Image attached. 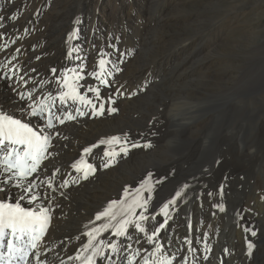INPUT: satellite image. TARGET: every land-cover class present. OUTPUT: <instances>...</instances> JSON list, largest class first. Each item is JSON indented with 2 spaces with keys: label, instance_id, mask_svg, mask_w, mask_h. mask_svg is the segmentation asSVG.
Listing matches in <instances>:
<instances>
[{
  "label": "bare ground",
  "instance_id": "1",
  "mask_svg": "<svg viewBox=\"0 0 264 264\" xmlns=\"http://www.w3.org/2000/svg\"><path fill=\"white\" fill-rule=\"evenodd\" d=\"M182 3L181 0H0V109L23 122L31 121L33 127L50 136L46 159L28 178L38 186L21 201L25 207H47L51 215L48 232L28 264H61V261L80 264L84 256L92 254V249L86 251L84 247L89 242L86 233L108 223L106 219L97 222V213L113 200L131 198L145 180L152 187L150 193L143 194L148 199L147 210L135 211L137 216L143 212L149 217L142 222L145 232L131 226L126 237L115 236L112 228L101 232L93 241L102 252L94 257L96 264H128L129 260L144 264L145 257L150 264H156L161 256L171 259L172 264H264V235L258 234L249 256L245 253L248 244L241 237L243 232H251L252 224L255 228L264 227L262 203L252 202L248 196L234 199L235 222L227 218L221 227L218 212L214 211L217 195L233 183L248 180L253 165L258 167L264 159V150L248 146L244 130H240L236 139L228 138V143L215 139V144L222 143L232 153L233 160L222 163L223 167L212 166L214 140L210 137L205 140L209 120L201 116L207 105L204 98L221 87L226 74L220 77L221 73L206 67L203 72L208 73L206 78L189 80L194 75L192 57L181 60L185 49L179 38L189 27L199 24V19H188L186 15L198 16L201 10L189 11L190 5L184 9ZM244 5L249 7L248 3ZM246 11L242 15L255 13L250 7ZM74 16L73 26H67L65 18ZM130 39L132 43L127 44ZM223 45L215 51L218 61H223L233 49H242L240 45L228 48ZM171 48L175 49L173 53L169 51ZM100 53L106 54L104 58L109 63L104 75L97 79L90 74L99 72ZM253 61L259 65L262 60ZM52 69L57 70L55 74ZM70 70L83 77L77 81L82 85L79 90L92 104L59 100L60 92L65 91V75L73 76ZM88 86L99 89V98L87 90ZM261 86L264 88V80ZM28 93L32 99L27 98ZM42 101L45 110L32 117L28 105L40 107ZM93 102L96 110L100 104L104 105L103 115L93 114ZM109 108L117 111L109 113ZM252 111L256 118L254 135L264 139V114L259 116L255 108ZM69 113L75 119H65ZM47 119L52 120V128H48ZM112 136H119L122 141L126 136L123 147L128 151L121 152L105 168L104 164L109 163V158L103 155L107 145L93 148L88 154L84 149ZM133 143L140 147H131ZM147 144L151 147L144 146ZM114 147L119 151L118 146ZM81 159L95 169L88 179L72 168ZM22 183L19 187L21 182L0 166V199L19 200L28 187V181ZM245 186L250 188L249 183ZM177 192H181L179 197ZM32 195L40 199L29 204L28 197ZM173 198L178 201L169 205L165 215L161 208ZM161 223L165 227L153 236ZM110 243L117 245L118 252L108 247ZM157 245L159 252H155Z\"/></svg>",
  "mask_w": 264,
  "mask_h": 264
},
{
  "label": "rangeland",
  "instance_id": "2",
  "mask_svg": "<svg viewBox=\"0 0 264 264\" xmlns=\"http://www.w3.org/2000/svg\"><path fill=\"white\" fill-rule=\"evenodd\" d=\"M189 1L191 2L190 4H188ZM211 1L212 3H210ZM211 1L210 0H181V2H184L182 4L183 5L185 4L184 7L182 8L186 9L188 8L187 6L190 5V7L188 8L189 11L192 9L195 10V8H197L198 10H201V13L198 12L197 14L198 16L190 15V14L186 15L188 19L189 18L193 20L196 19L197 21L199 19L198 21L199 24H198V27H195V28H193V25L191 26L192 28L189 27L190 29L189 28H188L189 30L187 29V33L186 32L184 34L182 33L179 39L182 38L181 43H183L182 45L185 49V53H184L185 55L184 56L182 55L183 58L181 60H184V58H187V56L189 57L190 55H191L190 57H192V60L190 62L191 63L193 62L192 68L194 71L193 72L194 75L189 80H193L196 77H202L201 79L206 78L208 73L206 74L203 73L205 72L206 67H207V70L216 71L218 74L221 73L219 74V76L226 74L223 76L224 81L220 83L221 87L217 89L215 92H213L212 95L208 96L206 98L207 100L204 98V101L207 102V105L203 108L205 110L204 115L201 116L202 117L201 119L209 120L208 127L205 129V134H204L205 140L207 139L210 140V138L211 140H214V145H211L212 146L211 156L213 155L214 157L212 156L211 159L215 163L212 161V166L214 164L218 167H223L222 163H229V162L231 163V160H233V158L230 157L232 153L228 151V149L223 147L222 143L215 144V139L220 140L224 143H228V138L230 136H231L230 137L231 139H236L237 135L241 131L244 130V132L242 133H243V138L246 139L247 145L248 146L252 145L255 148L257 147V149L264 150V139H261L259 135H256V134L254 135L255 130H256V125H255L256 118H254L255 117L253 116L254 112L252 111V108H255L257 111H259L258 112L259 116H262L264 114V102H263L264 101V90H263L264 88L263 86H261L264 80V48L262 47L264 46V39H263L264 37H262L264 36V14L260 16L261 13H264V0H217V1L211 0ZM244 2L248 3V6L251 8L252 11L255 10V13L253 12L251 15L248 14L246 16L242 15V14H245V12H247L246 10H248L249 8L244 5ZM195 5L196 7H194ZM209 16L211 20L209 19ZM181 18L182 17H180V19ZM185 18H182V19H185ZM65 19L67 21V26L72 27L75 21V16L73 18L71 17V19L70 18L68 19L65 18ZM206 23L208 24V26L207 25L205 26ZM183 25H186V23H184ZM208 29L210 32L208 31ZM195 30H198V31L195 33H192L191 35V32ZM199 32L201 35L199 34ZM194 36L196 37V39H194ZM191 37L194 41L191 39ZM187 39L189 40V42ZM126 43L131 44L132 40L130 39ZM222 43H224V45ZM228 43H230V45ZM217 44H220V45H217ZM221 45L227 48L234 47V45L235 46L240 45L242 46V49H238V48L233 49V53H229L227 56H225L223 61H218L217 56L215 55L216 54L215 51H217L218 47ZM197 46L199 47L197 48ZM174 48H171L169 51L174 52L175 51ZM259 58L262 61L260 62L259 65H255L254 63L256 61H253V60L259 59ZM211 64L213 65L216 64V65L212 66ZM202 74L206 76H203ZM193 82L196 83V81H193ZM216 98H219V99H216ZM206 113L208 114L207 116H206ZM246 119L247 121L248 120H251V121L247 122ZM244 123L246 125H244ZM246 131L248 132V134ZM251 131L252 132L254 131V132L251 133ZM208 145H209V142H208ZM221 148H224V149H221ZM219 158H222V159H219ZM238 162L242 163L243 160H238ZM188 177L193 178L192 176H189V175ZM248 183L250 185V188H247L245 186V184H248ZM263 190H264V159L258 165V167L253 165L252 171H251V177L248 178V180H246L245 182L233 183L228 188L223 189L220 195H217L219 199H218V204L214 211L218 212L217 216H218L219 227H221V225H224L227 218L228 219L231 218V222L232 221L235 222V217H237V208H236L237 206L235 204V201L234 203H232L234 199H240L242 196H248L252 202L254 201V202L262 203V205L264 206ZM259 192H261L262 194H259ZM176 201H178V199ZM221 205L223 206V208H225L224 211H221L220 207H218ZM251 229H252L251 232L250 230H248L247 234L243 232L241 237L245 241V244L249 245V243H251L253 244V246H256L255 244L258 240V234L259 236L264 235V227L261 226L260 228H255L253 227V224H252ZM252 232H255L256 235H252ZM245 253L246 255L249 256L248 247Z\"/></svg>",
  "mask_w": 264,
  "mask_h": 264
},
{
  "label": "snow or ice",
  "instance_id": "3",
  "mask_svg": "<svg viewBox=\"0 0 264 264\" xmlns=\"http://www.w3.org/2000/svg\"><path fill=\"white\" fill-rule=\"evenodd\" d=\"M75 35V33H73ZM105 53H100V59L97 62L99 72H93L90 75L95 76L99 79L104 75L105 66L109 63L104 56ZM39 59V57H37ZM56 69H52V72L55 74ZM73 72V76L69 77L65 75L63 85L65 91L60 92L59 100L63 103L67 100L73 102L79 101L84 104H92L91 100L87 99V96L81 94L80 87L77 81L83 79L80 73L76 70H70ZM102 84L106 81L101 80ZM88 91L94 92L99 98L100 92L98 88L88 86ZM22 100L25 99L24 94H19ZM28 99H32L31 93L27 94ZM28 108L31 110L32 117H38L45 110L44 102H41L40 107H34L31 104L28 105ZM95 115H103L104 105L100 104L99 109H95L93 105ZM77 111H79L77 109ZM109 113L116 112V108H109ZM80 115H84L83 112H80ZM60 120V123L63 124L64 120L57 117ZM67 120H73L75 117L69 113L65 117ZM48 128L53 127L52 120L47 121ZM127 143V137L122 141L119 136H112L107 139H102L99 142V145H93L92 147L85 148L84 152L86 154L91 153L93 148L99 147L100 145H107L108 148L104 151L103 155L109 158V163H105L104 167L107 168L110 166L111 160H114L117 155L121 152L127 153L128 149L123 147ZM50 146V136L44 135L42 131L37 130L35 127L31 126V121L23 122L20 118H15L14 115L5 114L2 109H0V150H3V159L0 161L3 165V171L5 173H11L13 178H17L21 184L19 187L23 186V181H28V187L24 188V193L20 195L19 200H14L8 202L7 197L0 199V247L5 246L8 250V259L9 264H11L12 259H18L23 262V264H28L27 257L29 255L28 248L36 249L39 246V242L43 238L46 229L50 223L51 215L50 209L47 207H38L31 208L22 206L21 201L26 199V194L30 193L33 188L37 187L33 181L28 178L32 176L33 173H36L41 166V163L46 159V153ZM114 146L119 147V151L116 150ZM145 147H151L150 144L144 145ZM131 147L136 148L140 147L139 144L133 143ZM72 168L77 172H83V178L88 179L90 173H93L95 169L91 164H88L85 160L81 159L72 164ZM7 183V181H5ZM67 183V182H65ZM48 186L51 187V181L48 182ZM187 187V186H185ZM146 190L148 192L152 191V187L149 184L148 180H145L141 183L140 188L136 190V195L129 203L126 199L123 200H113L108 206L101 212H98L96 215V220L101 219L108 220V223L103 224L99 228H93L91 231L86 233L89 237V242L85 245V250L92 249V254L84 256L82 264H96L94 257L101 256L102 252L98 246L93 245V241L96 240L97 236L101 232H106L109 228L114 229V235L119 237H126L129 234V227L131 226L135 230H138L140 233L145 232V227L143 221L149 219L148 216L144 215L143 212L136 215V208H143L147 210L148 199H145L141 196V191ZM181 192L176 193V197H179ZM125 196H127V189L125 190ZM40 199L38 195H32L28 197L29 204ZM170 204H176V199L173 198L168 203H165L161 208V212L165 215L168 214L167 210ZM220 207L221 211H224L223 206ZM117 208L119 209L117 211ZM135 217V219H134ZM115 221V223H112ZM166 223V222H165ZM165 227L164 223H161L157 227L153 236L160 232L161 229ZM11 235L15 240H23L24 237H27L26 245L20 246L13 242V240L4 241V237ZM252 235H256L255 232H252ZM149 240L152 239V236L148 237ZM108 247L111 248L113 252H118V247L116 244H109ZM130 247V245H129ZM253 245L249 243V255L251 254V249ZM160 251V246L157 245L155 252ZM139 255V253H136ZM37 258L39 254L37 253ZM71 259V257H70ZM76 259H80L79 256ZM134 259V257H133ZM207 259V257H205ZM3 260V256L0 255V261ZM43 264V262H39ZM63 264V261H61ZM128 264H133V260H129ZM144 264H150L148 257L144 258ZM156 264H172V260L166 257H159L156 261Z\"/></svg>",
  "mask_w": 264,
  "mask_h": 264
}]
</instances>
